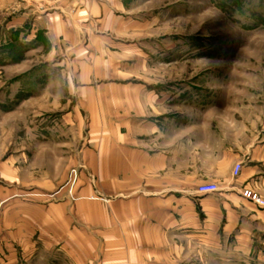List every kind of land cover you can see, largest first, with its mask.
<instances>
[{
  "label": "crops",
  "instance_id": "obj_1",
  "mask_svg": "<svg viewBox=\"0 0 264 264\" xmlns=\"http://www.w3.org/2000/svg\"><path fill=\"white\" fill-rule=\"evenodd\" d=\"M152 1L25 0L14 20L41 51L42 73L21 79L20 101L6 111L21 113L24 124L0 155V259L264 260V205L241 195L250 189L264 200V125L214 122L207 117L215 109L192 98V81L160 86L146 75L154 25L144 5ZM11 146L18 150L7 152ZM24 148L40 149L31 157L46 163L26 180L22 169L33 161ZM76 163L79 198L58 191L49 200ZM202 183L217 190L199 193Z\"/></svg>",
  "mask_w": 264,
  "mask_h": 264
},
{
  "label": "rangeland",
  "instance_id": "obj_2",
  "mask_svg": "<svg viewBox=\"0 0 264 264\" xmlns=\"http://www.w3.org/2000/svg\"><path fill=\"white\" fill-rule=\"evenodd\" d=\"M24 5L25 0H0V155L9 136H16L24 124L21 113L6 112L20 101L14 93L24 90L21 79L42 73L41 51L33 40L26 41L24 28L14 20L23 15ZM144 14L149 18L146 22L154 25L153 31H146L154 33L145 41L146 58L154 62L146 75L157 77L160 86L176 82L183 88L192 81V98L215 109L207 117L214 122L219 118L250 127L264 125V0H153L144 5ZM19 32L23 34L18 36ZM57 71L49 69V74L57 75ZM11 147L7 152L18 150ZM24 149L30 151L27 156L33 162L28 170L27 165L22 169V180L46 164L41 156L31 157L40 149ZM48 153L52 160L51 150ZM49 169L52 175L58 172L51 165ZM82 169V163L67 167L64 181L47 193L48 199L57 198L59 191L69 200H77L73 189ZM224 258V264H264L251 257L237 260L226 254ZM56 262L0 259V264ZM210 262L221 264L222 260Z\"/></svg>",
  "mask_w": 264,
  "mask_h": 264
},
{
  "label": "built area",
  "instance_id": "obj_3",
  "mask_svg": "<svg viewBox=\"0 0 264 264\" xmlns=\"http://www.w3.org/2000/svg\"><path fill=\"white\" fill-rule=\"evenodd\" d=\"M241 168V164L236 163L233 166L232 169V175L235 177L239 174ZM217 190V186L214 183H202L197 186V191L199 193H212ZM241 195L250 201L259 204V205H264V200H262L261 196L253 190L250 189H243L241 191Z\"/></svg>",
  "mask_w": 264,
  "mask_h": 264
}]
</instances>
